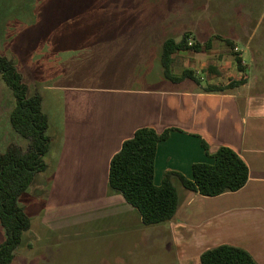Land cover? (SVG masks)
<instances>
[{
    "label": "rangeland",
    "instance_id": "1",
    "mask_svg": "<svg viewBox=\"0 0 264 264\" xmlns=\"http://www.w3.org/2000/svg\"><path fill=\"white\" fill-rule=\"evenodd\" d=\"M217 2L0 0V53L14 60L31 93L40 92L49 126L54 129L62 126L65 103L90 99L89 94L68 93L67 88L186 86L187 83L172 84L164 78L161 42L184 32L192 38L196 26L201 34L207 31L217 37L224 34L226 25L248 35V30L253 31L258 24L255 30L259 32L250 45L238 42L234 51L250 65L247 73L252 79H263L264 71H255L251 57L254 52L264 53V0H256L255 8L249 6L250 0ZM207 53H179L174 74L193 70L206 85L212 75L203 71V65H216L223 78L236 70L226 43L219 52ZM210 55L211 59L205 61ZM14 106V97L0 77V152L11 144L24 151L29 148V141L11 128L9 115ZM52 142L51 139V146ZM50 152L53 154V149ZM49 159L47 155L45 161ZM53 175L52 171L37 175L19 200L31 218V229L24 234L11 264H180L167 222L145 226L130 219L119 226L120 217L106 220L101 211L90 210L93 206L69 198L66 186L56 189L57 200L47 209ZM178 188L182 193L183 188ZM112 227L145 231L111 239L105 232ZM5 239L0 224V244Z\"/></svg>",
    "mask_w": 264,
    "mask_h": 264
},
{
    "label": "crops",
    "instance_id": "2",
    "mask_svg": "<svg viewBox=\"0 0 264 264\" xmlns=\"http://www.w3.org/2000/svg\"><path fill=\"white\" fill-rule=\"evenodd\" d=\"M255 1L250 0L252 5L249 6L255 8ZM255 27L246 35L242 30L226 25L223 26L226 29L224 34L215 37L207 31L201 34L196 26V35L193 31L190 42L204 44L211 41L207 54H214L227 40L235 45L238 42L250 45L251 39L259 32ZM180 38L176 36L177 41ZM211 57L207 56L205 61ZM245 64L248 71L250 65L248 62ZM251 65L257 73L264 71V53H252ZM216 67L209 64L202 67L209 74L210 70L214 72L207 80L209 84L227 80L219 75ZM236 74V70H231L228 76ZM184 83L187 85L180 89L170 86L159 89H65L68 93H80L82 96L89 94L90 99L85 102L79 99L72 103L66 101L62 126L49 127L53 141L50 151L53 149V154L49 151L46 172L52 171L54 175L47 209L52 207V201L57 200L56 189L66 186L70 189L67 192L69 198L76 202L80 199L79 202L93 206L90 210L101 211L106 220L120 217L119 226H124L123 221L127 223L130 219L143 224L139 212L108 186L111 159L138 129L149 127L158 133L176 129L158 145L154 175L156 186L161 185L167 171L192 179L194 164H212L213 159L204 150L203 142L210 153L219 147L232 149L249 169L248 183L237 192L212 198L184 189L179 192V209L167 222V232L178 262L200 264V256L206 250L230 245L246 250L258 264H264V78L252 79L248 75L247 84L226 94L204 93L192 82ZM143 231L112 227L105 234L114 239Z\"/></svg>",
    "mask_w": 264,
    "mask_h": 264
},
{
    "label": "trees",
    "instance_id": "3",
    "mask_svg": "<svg viewBox=\"0 0 264 264\" xmlns=\"http://www.w3.org/2000/svg\"><path fill=\"white\" fill-rule=\"evenodd\" d=\"M190 39L191 34L186 32L179 41L174 36H168L161 42L160 63L167 81L172 84L190 81L208 94L230 93L247 84V65L241 53L234 51L235 44L228 40L225 43L234 58L236 75L228 76L225 82L206 85L193 70L187 69L181 75H175L173 65L180 52L201 53L211 49V41L202 44L190 42ZM211 73L214 72L210 70ZM0 77L15 100L9 115L11 128L20 138L29 141L27 151L11 144L0 152V224L6 235L5 241L0 244V264H11L24 234L31 229V218L19 200L27 193L36 176L47 171L45 158L50 151L51 138L48 116L43 110V97L38 90L30 92L14 60L1 53ZM175 130L170 128L158 133L149 127L138 129L131 139L123 142L110 162L109 188L120 193L139 212L145 226L169 222L175 217L181 201L178 186L212 198L237 192L249 180V169L236 152L228 147H219L210 153L203 142L204 150L213 159L212 164H194L192 179L167 171L161 185L156 186L154 175L158 145ZM199 261L200 264H258L246 250L230 245L206 250Z\"/></svg>",
    "mask_w": 264,
    "mask_h": 264
}]
</instances>
